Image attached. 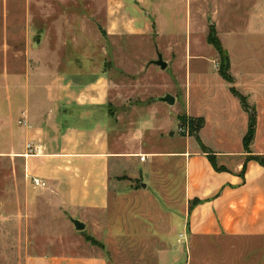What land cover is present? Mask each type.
I'll return each mask as SVG.
<instances>
[{"label":"crops","instance_id":"0c3cea01","mask_svg":"<svg viewBox=\"0 0 264 264\" xmlns=\"http://www.w3.org/2000/svg\"><path fill=\"white\" fill-rule=\"evenodd\" d=\"M105 1L108 11L99 37L91 30L88 35L84 25L75 27L77 24L69 22L71 19H49L50 24L41 19H25V42L19 51L28 60L24 72L14 74L13 79L16 87L23 89L24 98L16 106V123L8 134L11 139L5 149L9 146L7 150L22 162L27 179L38 178L46 183L44 188L51 204L85 226L90 216L101 215L109 208L112 168L127 166L138 160V155L147 158L148 163L155 159L181 162L185 211L179 214L180 221L174 223L178 237L168 243L161 240L154 252V264H192L191 251L198 238L259 241L260 264H264V163L254 159L260 156L264 161L262 100L258 96L248 97L257 116L250 152H246L243 137L249 128L248 112L230 92V84L216 67L212 71L221 84L219 91L209 84L190 82L192 61L204 62L195 43L189 40V46L180 55H184L189 81L177 85L174 66L178 60L171 65L165 52L159 51V45L153 44V49L146 50L120 46L118 42L112 47L101 46L103 35L129 45L136 37L148 38L150 25H158L162 20L166 26L169 20L131 18L122 0ZM225 1L222 6L208 5L210 19L237 18L244 28L260 21L264 28V0ZM162 6L175 9L169 19H177V0L166 1ZM248 8L258 19L244 18ZM218 9L223 18L213 14ZM228 9L230 12L224 15L222 11ZM188 18L190 29L191 21L193 26L200 16L192 20L189 10ZM80 20V24L86 23L85 19ZM92 40H99L100 45L94 55L89 47L92 43H87ZM157 53L166 62L164 69L152 62ZM7 76L6 72L2 74L0 86L8 85ZM258 80L261 78L244 80L242 87L256 95L257 89L263 87ZM192 90L205 96L207 107L194 113L185 110L177 117L185 114L204 119L197 136L223 170L213 167L193 135L177 137L173 133L178 149L150 150L154 137L164 139L178 127V118L176 126L170 129L163 126L159 117L169 114L179 96L188 103ZM165 94L174 97L173 105L160 100ZM222 99L224 104L217 105ZM5 115L2 119H7ZM22 119L27 125L19 123ZM27 143L38 151L29 152ZM193 200L197 202L192 204ZM44 247L39 253L23 252L20 263L117 264L96 249L70 253L63 246L53 250L54 242ZM141 261L150 264L145 259Z\"/></svg>","mask_w":264,"mask_h":264},{"label":"rangeland","instance_id":"374dc122","mask_svg":"<svg viewBox=\"0 0 264 264\" xmlns=\"http://www.w3.org/2000/svg\"><path fill=\"white\" fill-rule=\"evenodd\" d=\"M122 1L125 12L132 14L131 18L152 17L153 22L155 19L169 21L166 26L162 20L158 25H150L148 38L136 37L129 45L122 40L113 42L103 35L101 46L112 47L118 42L120 46L146 50L153 49V44H157L159 51L163 50L165 57L170 59L171 65L175 59L178 60L174 66L175 82L183 85L189 79L185 75L184 55H180L189 46L190 40L195 43L200 60L204 61L203 64L192 61L190 82L209 84L219 91L221 87L218 86L221 84L217 82L213 71L215 67L218 71L220 61L214 47L207 41V35L213 29V34L228 53L235 88L246 95L255 116L257 111L248 100L250 95L258 96L264 108V28L260 21L244 28L237 18L210 19L208 7L213 3L222 6L225 0H177V19H169L175 9L162 6L166 1L175 3V0ZM209 9L214 10L212 7ZM189 10L192 12V20L200 16L193 26L191 21L190 29L187 19ZM107 11L105 0H0V77L6 72L9 79L7 86H0V264H21L23 252L39 253L50 242H54L53 250L63 246L70 253L96 249L111 256V260L115 259L117 264H141L142 259L154 264V252L161 240L166 239L168 243L178 237L179 231L174 223L180 221L179 214L185 211L182 196L184 168L181 162L155 159L148 163L146 157V160H140L141 155H138V160L130 161L127 166L112 168L109 208L101 215L90 216L85 228L78 231L66 212L50 203L48 190L34 187L25 177L22 162L7 150L9 146L5 149L11 139L8 134L13 132L16 123V106L24 98L23 89L17 88L13 79L14 74L24 72L28 60L19 51L25 42V19H41L46 24H50L49 19H71L69 22L77 24L75 27L84 25L88 35L91 30L93 35L99 37ZM229 12L230 9L222 11L224 15ZM213 14L218 17L219 9L218 13ZM258 17L251 14L248 8L244 18ZM80 19H85L86 23L80 24ZM98 42H87L88 45L92 43L89 47H92L93 55L95 50L100 49ZM254 78H261L258 82L263 86L257 89L256 95L247 93V89L242 87V84L245 85L244 80ZM180 94H183V90H180ZM217 95L221 97L219 92ZM184 102L179 96L169 114L159 117L164 127L173 129L178 113L185 110L194 113L207 107L205 96L197 95L195 90L190 92V101ZM222 104L223 99L217 103ZM2 113L8 116L7 119H2ZM185 117L183 126H180L178 120V127L169 136L164 139L154 137L151 142L154 147L150 150L178 149L173 141V133L177 137L190 134L188 116ZM141 183L145 186L142 187ZM87 236L96 242L87 240ZM196 240L198 242L191 251L192 264H260L259 241H240L237 238ZM112 264L116 263L112 261Z\"/></svg>","mask_w":264,"mask_h":264},{"label":"trees","instance_id":"16d2710c","mask_svg":"<svg viewBox=\"0 0 264 264\" xmlns=\"http://www.w3.org/2000/svg\"><path fill=\"white\" fill-rule=\"evenodd\" d=\"M211 31L212 32H210L207 35V41L210 44H212V46L214 47L215 51L218 54L219 61H220L218 72H219L220 76L222 77V79H224L226 82H228L230 84L229 90L232 93V95H234L239 100L241 107L245 111L250 112L252 110L250 109V107L248 105L246 95L240 93L234 86V79H233V76L230 74V62H229L228 53H227L226 49L223 47L219 38L215 34H213V29H211ZM177 118L181 122L180 126H183L182 122L185 121V119H186L185 114H180V115H178ZM203 124H204V119L202 117H198V118L188 117V127L190 128V134L189 135H193L196 138L197 142L201 146L202 151L207 154V157L209 158L213 167L216 170H223L222 167H218L215 164V160H214V156H213L212 152L202 144L201 140L197 136L198 130L203 126ZM253 138H254V127L249 126L246 134L243 137V148L246 152H250V150H249L250 144H251ZM254 159L257 160L258 162H260L261 164L264 163L263 157L256 156V157H254ZM196 202H197V200H193L192 204H194ZM86 238H87V240H90L92 242H96L92 237L87 236Z\"/></svg>","mask_w":264,"mask_h":264},{"label":"water","instance_id":"95a60500","mask_svg":"<svg viewBox=\"0 0 264 264\" xmlns=\"http://www.w3.org/2000/svg\"><path fill=\"white\" fill-rule=\"evenodd\" d=\"M151 19H152V17H151ZM152 62L154 64L158 65L161 69H164L166 67V62L162 59V55L160 53H157V59L153 60ZM160 100L166 102L169 105L174 104V97L170 94H165L164 96L160 97ZM249 115H250L249 126L254 127L256 117L252 111L249 112ZM141 186L144 187L145 184L141 183ZM70 220H71L75 230L82 231L85 228V224L82 221H80L78 219H74V218H71Z\"/></svg>","mask_w":264,"mask_h":264},{"label":"built area","instance_id":"2783aa9c","mask_svg":"<svg viewBox=\"0 0 264 264\" xmlns=\"http://www.w3.org/2000/svg\"><path fill=\"white\" fill-rule=\"evenodd\" d=\"M19 123L23 125H27V122L24 119L19 120ZM26 148L29 150V152H32V153H36L38 151L35 147L31 145V143H27ZM140 160H144V156L141 155ZM31 183L33 184L34 187H37V188H44L46 186V183L43 180L38 179V178H32Z\"/></svg>","mask_w":264,"mask_h":264}]
</instances>
